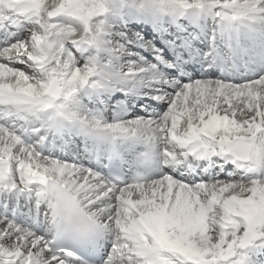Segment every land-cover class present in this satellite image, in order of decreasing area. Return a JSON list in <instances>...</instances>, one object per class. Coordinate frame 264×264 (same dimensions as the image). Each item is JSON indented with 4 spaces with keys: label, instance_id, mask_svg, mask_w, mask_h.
<instances>
[{
    "label": "snow or ice",
    "instance_id": "6c2138e0",
    "mask_svg": "<svg viewBox=\"0 0 264 264\" xmlns=\"http://www.w3.org/2000/svg\"><path fill=\"white\" fill-rule=\"evenodd\" d=\"M0 264H264V0H0Z\"/></svg>",
    "mask_w": 264,
    "mask_h": 264
}]
</instances>
